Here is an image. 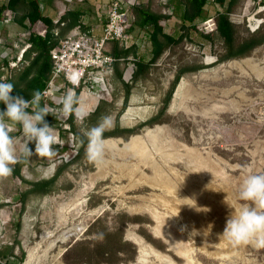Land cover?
<instances>
[{"label": "rangeland", "instance_id": "1", "mask_svg": "<svg viewBox=\"0 0 264 264\" xmlns=\"http://www.w3.org/2000/svg\"><path fill=\"white\" fill-rule=\"evenodd\" d=\"M253 1L235 0L228 12L236 44L252 33L248 20L254 26L260 20L259 30L264 33V3L258 7ZM141 2L150 3L153 12L165 16L166 33L182 34L178 11L183 0ZM229 2L222 5L208 0L195 25L226 13ZM28 11L29 5L22 4L14 11L13 23L3 25L0 19L4 42L0 46V80H16L23 71L2 68L27 42L19 34L28 32L30 22L19 20ZM151 49V43L142 40L136 53L149 62ZM227 54L228 47L217 31L208 38L192 30L136 83L124 79L130 63L118 62L112 97L106 101L110 106L104 114L114 120L104 133L105 142L112 143L105 144L102 163L89 162L85 150L81 152L82 130L98 122L88 117L72 123L73 139L61 132L60 142L53 145L56 155L28 157L22 179L13 174L0 177L1 264H139L140 252L129 234L147 243L144 264H264V249L233 246L219 238L234 211L228 203L235 207L241 203L238 190L243 179L250 172L264 173V45L245 57L221 61ZM35 55L26 58L29 64ZM196 67L202 69L190 71ZM183 69L189 71L161 115L163 102ZM127 86H132L128 100ZM153 118H157L153 124L145 125ZM10 126L21 159L26 147L33 146L34 151V143L26 141L20 125ZM113 132L118 135H110ZM135 136L141 140L126 148ZM59 170L50 193L22 196L31 189L30 183L51 179ZM69 207H81L82 215L69 217ZM95 211L79 233L83 216ZM101 232L103 240L95 235ZM119 232L129 244H119ZM45 234L49 237L43 240ZM66 234L71 236L60 242ZM134 245L138 250L135 257ZM116 249L123 252L118 255ZM61 250V258L54 261Z\"/></svg>", "mask_w": 264, "mask_h": 264}, {"label": "built area", "instance_id": "2", "mask_svg": "<svg viewBox=\"0 0 264 264\" xmlns=\"http://www.w3.org/2000/svg\"><path fill=\"white\" fill-rule=\"evenodd\" d=\"M263 3L264 0L253 1V5L258 7H261ZM140 5H142L141 0H112L108 5L105 14L106 21L100 35L93 30L85 31L78 27L62 36L60 28L64 24L61 19L54 21L53 34L57 43L50 50L52 70L44 81V88L41 92H46L47 95L42 99L41 106L47 104L51 109H58L61 106V97L68 88H72L77 97L81 99L87 113L84 119L79 120L83 121L95 113L102 101L111 99L113 81L116 76L115 66L118 62L127 60L130 63L128 69L125 70L124 79L127 83L134 81L137 65L140 62L139 53L132 54L126 59L117 58L113 55L111 46L118 44L120 48L127 50L132 47L138 48L142 40L151 43V28L139 29L137 32L132 31L136 19L135 9ZM15 15L14 11L7 10L2 18L3 25L13 23ZM213 19L208 18L202 23ZM261 24L262 22L259 20L254 26L252 21L248 20V28L252 33L258 31ZM47 31L48 27L41 21L32 27L30 24L28 32L19 34L21 39H25L27 42L21 49L19 46H15L20 49L18 55L3 65L2 70L21 71L29 65L25 58V54L31 48L29 39L32 34L46 37ZM0 46H4L2 39H0ZM0 82H7V78ZM50 114L54 121L52 126L56 127L59 142L62 131L68 133L73 139L75 134L72 123L78 122L75 116L64 117L58 113Z\"/></svg>", "mask_w": 264, "mask_h": 264}, {"label": "trees", "instance_id": "3", "mask_svg": "<svg viewBox=\"0 0 264 264\" xmlns=\"http://www.w3.org/2000/svg\"><path fill=\"white\" fill-rule=\"evenodd\" d=\"M227 0H216L217 3L225 5ZM235 0H230L228 3V11L226 13H220L217 17H214L213 20H209L206 23H202L201 25H195V21L202 17L205 7L208 4V0H183V7L179 8V15L182 19V34L179 36L171 35L165 32L162 21L165 18L162 14H157L152 11L150 3L142 4L135 9V23L132 28V31H136L137 29L143 28H151L150 32V40L152 43V58L149 62H144L141 60L137 65V70L134 75V81L137 82L144 74H147L149 68L156 64L159 59L162 58L164 53L171 49L174 46H178L185 37H187L192 30H198L200 34L205 35L206 37H210L217 33L220 37L224 40L228 47V54L226 58L220 59L229 60L233 58H240L249 55L253 50L257 47L264 45V33L262 30L256 31L254 33H248L246 39H244L241 43L236 44V31L234 24L230 21L228 17V12H230L233 8ZM22 4H26L25 0H9L7 6L0 8V19L3 18V13L7 10L12 11H19V8ZM67 15H74V14H67ZM22 20V21H21ZM24 20H29L31 27L37 24L39 21L43 22L47 27L48 31L46 37L39 36L37 34H32L31 38L29 39V43L31 44V48L25 54V58H28L30 54L35 53V57L30 61V64L26 66L23 71L20 73L16 80H10V83L14 84L13 95H21L25 99L30 100L33 96V93L37 90L42 91L44 88V81L49 77V74L52 70V62L50 58V50L53 46L57 43V39L54 37L53 34V24L51 21L47 20L41 13L40 7L38 2L31 1L29 3V11L20 18V22H24ZM186 32V34L183 33ZM136 47L129 48L127 50L120 48L118 44L114 46L113 55L117 58H124L126 59L130 55H136ZM202 69V67L192 68L190 71H197ZM189 70L183 69L181 70L172 84V88L170 92L167 94L163 109L161 111V115L165 114L170 106V102L173 96V91L176 85L181 80L182 76ZM121 73H119V77H121ZM132 86H127V97L126 100L131 95ZM110 106L109 103L106 101H102L92 115L93 119H99L101 115H104L107 111V108ZM4 105L0 103V109H3ZM49 124L52 126L54 124L52 115L49 114L46 117ZM157 118H153L145 125L153 124ZM134 130H128L129 133H133ZM11 135V134H10ZM110 135H118L115 132L111 133ZM14 137V135H11ZM82 147L81 152L84 153L86 140L82 138ZM33 148V146H29ZM28 165V157L22 156L20 162L13 167L12 174L15 177H19L22 179L21 171L24 166ZM61 170L57 172V174L48 180H40L37 182L30 183L31 189L24 193L22 196L27 197L30 194H40L45 195L50 193L53 185L55 184L58 175L60 174ZM101 200V199H99ZM132 221V220H129ZM119 244L120 245H127L129 244L125 241L124 233L119 232ZM149 240H151L150 236H147ZM152 241V240H151ZM134 250V257L137 255V247L134 245L132 246ZM123 250L116 249V254H121ZM105 255H110L106 249L103 250ZM3 255L0 252V264L2 263ZM109 263V262H106Z\"/></svg>", "mask_w": 264, "mask_h": 264}, {"label": "clouds", "instance_id": "4", "mask_svg": "<svg viewBox=\"0 0 264 264\" xmlns=\"http://www.w3.org/2000/svg\"><path fill=\"white\" fill-rule=\"evenodd\" d=\"M14 84L0 82V177L10 176L13 165L20 162L16 153V139L10 135V125H20L23 136L28 143H34L33 148L26 147L25 157L33 154L39 157L56 155L53 145L59 143L58 135L46 117L59 114L64 117L74 115L76 120L86 117L81 99L72 88H68L60 99V107L51 109L47 104L41 106L46 92L39 90L33 93L30 100L21 95H13ZM31 109V111H29ZM114 125L112 115H101L95 126L82 130L86 140L85 157L89 162L100 164L105 159L106 145L104 133ZM83 143V141H82ZM187 199V198H186ZM239 207L228 203L231 209L226 219V225L220 239L226 240L233 246L251 245L256 249H264V173H249L239 185ZM103 240L104 233L95 234Z\"/></svg>", "mask_w": 264, "mask_h": 264}, {"label": "crops", "instance_id": "5", "mask_svg": "<svg viewBox=\"0 0 264 264\" xmlns=\"http://www.w3.org/2000/svg\"><path fill=\"white\" fill-rule=\"evenodd\" d=\"M31 1H35V0H25V3L29 5ZM36 1L39 4L42 15L47 20L51 21L52 24H54L55 20L61 19L64 25L61 26L60 29L62 36H64L71 30L78 27H81L85 31L93 30L95 33L100 35L106 21L105 14L108 5L112 0H36ZM5 4H6L5 0H0V7H4ZM69 13L74 15L72 16L67 15ZM141 60H143L144 62H148V60H146L143 56H140V61ZM150 69L151 68H149V70Z\"/></svg>", "mask_w": 264, "mask_h": 264}, {"label": "bare ground", "instance_id": "6", "mask_svg": "<svg viewBox=\"0 0 264 264\" xmlns=\"http://www.w3.org/2000/svg\"><path fill=\"white\" fill-rule=\"evenodd\" d=\"M180 86V85H179ZM182 84H181V86L180 87H178L177 88V90H176V92H178V93H180L181 92V90H182ZM176 92H175V94H176ZM175 94H174V96H175ZM159 129V128H158ZM151 133V132H150ZM150 133L148 134V135H146V137L148 136H150ZM141 140V137L140 136H135V137H133L132 139H131V141L126 145V148H130V147H134L135 145H137V142H139ZM112 142H109V141H106L105 142V144L107 145V144H111ZM139 144V143H138ZM95 180V179H94ZM86 192V191H85ZM84 193V192H83ZM82 193V194H83ZM83 196V195H82ZM78 200V199H77ZM86 200V199H85ZM76 202H78V201H76ZM84 204H86L85 203V201H84ZM73 205V204H72ZM81 205H82V203H81ZM79 206V205H78ZM73 207V206H72ZM72 207L69 209V213H68V215H69V217H71V218H78L79 216H81L82 215V211L83 210H81V207L80 208H77V209H75V208H73L72 209ZM96 212L97 211H95V212H90V213H87V214H85L84 216H83V218L81 219V222L79 223V225H78V232L79 233H81L82 234V232L85 230V226H86V222L91 218V216L93 215V214H96ZM67 215V216H68ZM66 217V216H65ZM67 218V217H66ZM67 221V220H66ZM61 222V221H60ZM64 222V221H63ZM65 223V222H64ZM63 225V224H62ZM132 233V232H131ZM71 236V234H66L64 237H61L60 238V242H62V243H65L66 242V240L69 238ZM73 236V235H72ZM49 236L47 235V234H45V235H43V240L44 239H46V238H48ZM163 237V236H162ZM128 239L131 241V242H133L135 245H137L138 246V249H139V252H140V257H139V264H144L145 263V261H144V255H145V251H147L146 249H148V247H147V243L143 240V239H141V238H139L137 235H135V234H129L128 235ZM168 239V238H167ZM50 247H54V243L53 244H51V246ZM64 252V250H61L60 252H59V254L55 257V259H54V261L56 260V261H58V259H59V257L62 255V253ZM61 258V257H60ZM58 263V262H57Z\"/></svg>", "mask_w": 264, "mask_h": 264}, {"label": "water", "instance_id": "7", "mask_svg": "<svg viewBox=\"0 0 264 264\" xmlns=\"http://www.w3.org/2000/svg\"><path fill=\"white\" fill-rule=\"evenodd\" d=\"M127 239V237H125Z\"/></svg>", "mask_w": 264, "mask_h": 264}]
</instances>
